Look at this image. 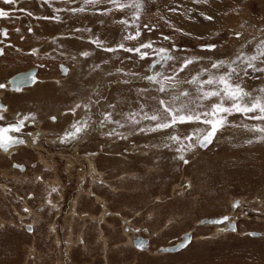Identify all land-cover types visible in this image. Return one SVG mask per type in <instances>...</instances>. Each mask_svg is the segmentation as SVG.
Instances as JSON below:
<instances>
[{"label":"rangeland","instance_id":"1","mask_svg":"<svg viewBox=\"0 0 264 264\" xmlns=\"http://www.w3.org/2000/svg\"><path fill=\"white\" fill-rule=\"evenodd\" d=\"M51 1L49 5L43 0H18L16 4L3 5L9 16L14 17L0 21V27L8 28V41L11 43L7 46L11 50L6 49L5 56L0 58V83L8 86V80L14 73L32 67L38 68L39 80L21 93L8 89L2 90L1 94L0 90V99L7 105L1 124L15 123L25 116L35 117L25 120L21 132L15 133L25 143L16 145L11 157L0 150V264H57L61 260L67 264L69 261L78 264H264V140L259 139L261 133L228 127L218 133L207 148L197 147L185 153L188 164L176 158L179 155L175 151L176 145L164 147V138L173 131L171 129L160 133L135 132L142 137L140 145L154 149L147 155L149 159L133 157L136 154H131L134 145L126 139L120 145L108 142L107 136L102 140L99 136L102 132L95 133L98 129L92 130L89 141L62 143L59 140L85 112L83 107L77 108L75 115L69 111L75 108L74 104H80L81 94L94 97L99 89L104 102L118 105L117 113L138 110V103L158 107L157 101L151 99L153 96L169 98L157 92L155 85L124 74L129 71L147 74L149 65L159 59L156 52L149 50L150 56L141 61L134 53L122 50L105 52L91 43L93 39L112 47L121 42L127 47L139 46L151 39L153 48H168L171 55L206 57L177 77L190 79L204 67L216 72V69H211L213 61L235 59L241 52L258 55L264 41V3L241 0L238 4H230L223 10L229 12L223 25L209 30L210 21L200 13L211 15L210 4L220 3V0H209L207 4L196 3V0H143L144 6L139 12L128 7L107 15L103 13L106 8L113 7L110 4L92 6L84 5L82 0L74 3ZM123 2L131 5L133 0ZM76 7H85L86 11H56ZM57 15L61 17L59 22L42 18ZM136 15H139L138 20L134 19ZM177 16L183 23L195 25L196 29L180 27L181 21ZM119 20H127L128 24H120ZM169 24L174 27H169ZM137 27L141 30L138 40L122 41L123 35L132 33ZM176 28L182 32H177ZM185 32L192 35L185 36ZM163 36L171 39L166 41ZM196 36L202 38L196 39ZM205 43H215L216 50L198 48ZM84 51L91 55H80ZM105 60L108 63H104ZM59 63L69 64L72 69L66 73L71 76L61 83L57 82L58 78L64 80ZM256 63L264 67L259 61ZM173 65L178 67L175 61H165L154 64L152 70L172 75ZM117 68L124 71L117 73ZM248 71L245 83L249 91L257 94L258 89L264 87V74L253 73L251 69ZM110 72L112 75H108ZM254 76L260 79H252ZM123 80L130 83L118 82ZM143 87L148 91L138 97L136 89ZM181 90L194 93L195 86L182 84L174 91L179 93ZM145 97L149 99L146 101ZM100 101L92 106V112H99L103 102L102 99ZM51 116L56 119L52 120ZM115 116V119H122ZM229 119L235 124L243 121L249 126L264 123L244 119L240 114ZM49 121L53 123L49 125ZM148 123L143 121L142 125ZM195 126L186 127L191 131ZM180 130L183 131V127ZM37 133L42 138L40 146L35 139ZM145 137L147 140L144 142ZM249 140L252 143H248ZM141 151L144 153L145 150ZM72 152L79 155L72 163H67L64 156L59 157ZM84 155H97L96 163L94 159L92 165L97 164L105 172L102 174L104 178L88 181L95 172L89 174L90 156L84 158ZM118 155L122 158L128 155L130 160L122 163ZM98 158L101 159L99 164ZM54 188L62 198L58 205L49 202L55 199L54 192L53 197L47 198L48 192ZM95 196L102 201H97ZM235 199L241 201L239 207L232 208L230 204ZM85 201L87 203L83 204ZM80 202L83 207H79ZM101 203L107 207L106 210L102 209ZM75 205H78L76 210L73 209ZM108 211L114 212V216H101ZM79 213L78 218L76 214ZM218 215H228L238 230L218 232L214 224L201 223L204 217ZM124 217L131 222L128 225L131 234L142 233L143 237L150 239L149 251L141 252L124 246L127 239L120 221ZM96 227L102 228L104 236ZM187 231L192 232V240L181 252L164 255L156 252L157 247L172 244ZM68 235L71 236V247L67 245ZM81 237L86 247L79 241ZM106 255L108 259H105Z\"/></svg>","mask_w":264,"mask_h":264},{"label":"snow or ice","instance_id":"2","mask_svg":"<svg viewBox=\"0 0 264 264\" xmlns=\"http://www.w3.org/2000/svg\"><path fill=\"white\" fill-rule=\"evenodd\" d=\"M18 0H3L5 5L16 4ZM45 4H50L51 0H43ZM68 3H74L75 0H66ZM84 5L96 6L99 4L112 5V8H106L104 13L107 15L113 11H123L128 7H134L137 12L141 10L144 6L143 0H133L132 4L123 2V0H82ZM209 0H196V3L207 4ZM20 11H25V9H20ZM57 12L68 11V12H85V7H76L68 9H56ZM171 11H176V9H171ZM191 11V10H189ZM27 15L32 16L31 12H27ZM200 15L208 21H211L213 17L211 15H205L201 12ZM9 12L0 8V18H8ZM43 19H52L57 22L61 20L60 16L53 17H42ZM134 19H139V15H136ZM120 24L127 25V20L117 21ZM103 23V22H101ZM169 27H174L169 24ZM147 28V25H144ZM152 29H149L151 31ZM177 32H182V29L176 28ZM17 32L20 31L19 28L16 29ZM29 32L32 31L31 28L28 29ZM76 31H81V29H76ZM86 31H91V29H86ZM2 34L4 36L8 35L7 30H3ZM185 36H191L192 33L185 32ZM239 36V33L236 34ZM141 37V30L137 27L132 33H128L122 36V41H135ZM196 39H201V36H196ZM164 40H170L169 36H163ZM91 43L95 44L98 48L108 53H114L122 50L125 53H134L138 55L141 61L145 60L150 56L149 50L156 52L159 59L153 62L158 64L165 61H175L178 67L172 66L173 74L166 75L160 71H153V65H149L148 71L152 74L141 75L137 72H126V76L136 77L137 79L146 80L150 84L156 86V91L159 93H164L168 96V99H158L157 97H151L152 100H156L158 107H153L147 105L146 103H138V110H130L128 112H116L118 105L109 104L108 108L112 111H107L102 113V119L100 120V127H105L106 124H115L117 127L113 128L111 131L105 133L108 136H115L120 139H127L129 133L125 135L119 132L118 128H125L126 126H132L137 133H160L166 130H173L165 136L164 147L170 148L172 145H176L175 151L179 153L176 157L178 160L183 161L184 164H188L189 161L185 158V153L199 148H207L213 143L217 138V134L225 131L228 127H240L246 128L251 132L261 133L259 136L260 140H264V123H258L252 126L244 124L241 121L239 124L233 123L229 119L236 114H240L244 119L253 120L258 122H264V87L258 89L257 94L253 91H249V86L245 83V77L249 76V69L253 73L264 74V67L258 66L257 61L264 65V41L261 42V46L258 55H244L242 52L238 54L235 59L230 60H216L211 63V69H216V72H212L209 68L204 67L198 71L195 75H192L190 79H177L180 73L184 72L189 66L194 65L206 57L200 55H192L188 57H179L176 55L169 54L168 48H153L154 41L149 39L147 42H142L139 46L127 47L125 43H118L115 47L106 46L103 41L99 39H93ZM204 50H214L217 48L215 43H205L200 45ZM175 48V45H173ZM35 51V50H34ZM4 54L3 49H0V55ZM84 57H89L90 52L84 51L80 53ZM131 59V57H128ZM211 59V57H207ZM104 63H108L107 60ZM99 67V65H96ZM225 69L224 71H220ZM123 68H117L116 72H123ZM66 72V70H65ZM206 74V77H205ZM112 75V73H108ZM252 79H260L259 76H254ZM34 77L23 78L20 80H13L16 87L15 91H19L21 87L25 84L32 83ZM123 84H129V80L118 81ZM182 84H189L195 86L194 93L187 90H181L176 93L174 90ZM5 84L0 83V89H4ZM148 91L146 87L136 89L138 97L144 96ZM185 99H181V98ZM148 97H145L147 101ZM99 101H90L89 104H84L85 109L91 110V107L98 104ZM81 104H76L75 108L69 111L75 115V110L81 108ZM147 107L148 110H145ZM6 109L0 106V121L4 120L5 117L3 112ZM114 115H119L122 119H115ZM29 118L35 119L34 116H25L22 119L16 120L15 123H10L7 126H0V149L8 151L14 145H19L25 143L23 139H20L14 135H9V133H19L24 128L25 120ZM55 120V117H52ZM143 121L149 122L147 125H142ZM196 125L188 131V127ZM89 127L88 121H80L72 123L70 130L65 131L64 136L61 138V142L77 140L82 137V134L87 131ZM183 127V131L180 129ZM31 135V133H29ZM252 143L251 140L247 141ZM55 191V189H53ZM240 202L237 201L233 207H239ZM27 211V209H26ZM229 217L224 216L220 220L208 221L209 223L219 224L225 221H229ZM201 223H204L202 221ZM232 230L234 227L230 224ZM186 240H190V236L185 237ZM141 246V245H138ZM185 244H181L179 247H184Z\"/></svg>","mask_w":264,"mask_h":264},{"label":"crops","instance_id":"3","mask_svg":"<svg viewBox=\"0 0 264 264\" xmlns=\"http://www.w3.org/2000/svg\"><path fill=\"white\" fill-rule=\"evenodd\" d=\"M68 69H67V73L69 74V72L70 71H72V69H71V66L68 64ZM68 74H66V75H63L64 77H63V79L64 80H62V79H60V78H58V80H57V82L58 83H61V82H64V81H66L67 79H65L66 77L67 78H69L68 77ZM147 74H152L151 72L150 73H148V71H147ZM81 77V76H80ZM146 81V80H145ZM148 82V81H147ZM50 83H51V81H50ZM149 83V82H148ZM80 84H81V82H80ZM180 86V85H179ZM28 88V87H27ZM94 89V88H93ZM179 89V88H178ZM90 90H92V88L90 89ZM124 96H126V97H128L129 98V96H127V95H124ZM101 98H102V104H101V106H100V108H99V112H92L93 110V108L91 107V110H89V109H85L83 106V108L82 109H85L84 111V113L81 115V117L79 118V120L80 121H88V123H89V127H88V129H87V131L85 132V133H83L82 134V137L80 138L81 140H83L82 142H84V141H89L88 140V138L89 137H91V136H89V134L92 132V130H94V129H99L97 132H95L96 134H99L100 132H102L101 133V135H99V136H101V139L102 140H104V137H106L107 136V141L108 142H110L111 144H114V145H120L121 143H122V141L123 140H125V139H120V138H118V137H115V136H108V135H106L105 133H107L106 131H110V130H112L113 128H116L117 126L115 125V124H106V126L105 127H100V123H97V122H100V120L103 118L102 117V113L103 112H107V111H112V109H110V108H108V105L109 104H111V102H104V96L102 97L101 96V93H100V90L98 89V91L96 90V94H95V96L94 97H90V98H88V97H86V95H84V94H81V97H79V99H78V101H79V103L81 104V105H84V104H89L90 103V101H99V103L101 102L100 100H101ZM89 101V102H88ZM77 104V103H76ZM76 104H74L73 106L75 107V105ZM95 110V109H94ZM64 111H67V110H64ZM63 111V112H64ZM98 120H97V119ZM114 118H116V116L114 115ZM84 119V120H83ZM94 121H96V122H94ZM50 123H53V122H48V124L50 125ZM100 127V128H99ZM108 130H107V129ZM89 130V131H88ZM119 132H122V133H124L125 135H128L130 132L131 133H133V134H131V135H128V138L126 139L129 143H131V144H133L134 145V148H133V153H131L132 155H134V153H136V154H141V155H134L133 157H144V159H146V158H148L149 159V157H147V155H150L151 153H152V151H154V149H150V148H148V147H146V146H142V145H140L141 144V140H142V137H140L141 135H138L137 133H135V131H134V128H130L129 126H126L125 128H118L117 129ZM10 135V134H9ZM103 135V136H102ZM98 136V135H97ZM85 137V138H84ZM139 138V139H138ZM35 139H38V141L40 142L41 141V139L42 138H39V135H38V133H37V135H36V137H35ZM79 140V139H78ZM147 140V137L146 138H144L143 139V141L145 142ZM36 141V140H35ZM73 141V140H72ZM76 141V140H75ZM106 142V141H105ZM132 142H134V143H132ZM110 143H109V145H110ZM136 145H139V146H136ZM130 148V147H129ZM132 149V147L130 148V150ZM145 150L144 151V153H142V151L141 150ZM135 150V151H134ZM143 154V155H142ZM119 156V158H118V160L120 161V162H122V163H124L125 162V160H130V158H129V156L128 155H125L126 157L125 158H122V155H118ZM123 160V161H122ZM136 161H138V162H141V161H139V160H135V162ZM113 170H114V168H113ZM98 184H100L99 182H97ZM55 189V191H49L48 192V196H47V198H50V196H52V193L54 192L55 194H56V197H55V199L54 198H52V200H49V202L50 203H55L56 205H58L59 204V201H61L62 200V198H61V194H60V192L59 191H57L56 190V188H54ZM65 188H64V194H65ZM63 193V192H62ZM53 197V196H52ZM237 202V200H234L233 201V203H231L230 205L232 206V205H234L235 203ZM87 202L85 201L83 204H86ZM83 204L80 202V205H79V207H83ZM101 206L103 207L102 209H104V210H106L107 209V207L105 206V205H103L102 203H101ZM77 207H78V205H75L74 206V210H76L77 209ZM233 207V206H232ZM103 210V211H104ZM105 214H106V217H111L110 215H113L114 214V212H105ZM77 216H78V218H79V216L81 215L80 213L79 214H76ZM114 216V215H113ZM120 217V216H119ZM105 219L106 218H104V221H105ZM92 221V220H91ZM120 221H121V227H122V231L124 232V234L126 235V237H125V239H127L126 240V243H124L125 245V247H128V246H131V247H133L134 248V250H137V251H141V252H144V249H139V248H137V247H139V246H137L136 244H135V242H134V240L133 239H135L136 237H137V235L138 236H141V238H143V235H142V233H137V235H135V236H133V237H131L132 235H134V234H131V232H129V228H128V225H130L131 224V222L127 219V217H124V218H120ZM124 221H127L126 223H125V225H123V223H124ZM99 222V221H98ZM105 222H108L107 220L105 221ZM104 222V223H105ZM101 223V222H100ZM99 223V224H100ZM127 224V225H126ZM26 225V224H25ZM236 225V227H237V224H235ZM100 226V225H99ZM125 227V228H124ZM97 228L98 227H96V230H97ZM32 229V228H31ZM127 229H128V231H127ZM134 230V228H132V231ZM236 231L238 230V228H236L235 229ZM98 231L99 232H102V236H104V234H103V231H102V228L101 227H99L98 228ZM98 231H96V232H98ZM98 232V233H99ZM231 232V231H230ZM248 232V234H250L249 233V231H247ZM259 235V234H258ZM261 235V234H260ZM70 235H68V237H67V245H69V247H71L72 246V240L70 239ZM131 237V239L132 240H130L131 241V244L130 245H128V240H129V238ZM105 238L103 237V240H104ZM79 241L81 242V244H82V246L83 247H86V246H84V241H83V239H82V237L81 238H79ZM107 240L105 239V242H106ZM58 245H59V242L57 243ZM137 246V247H136ZM105 252V254L107 253V250H105L104 251ZM68 256L70 257L71 255H70V251H69V254H68ZM105 259H108V257H107V255L105 256ZM70 262V261H69ZM68 262V263H69ZM57 264H61V262L59 261H57ZM62 264H64V262L62 263ZM74 264H78V263H74Z\"/></svg>","mask_w":264,"mask_h":264},{"label":"bare ground","instance_id":"4","mask_svg":"<svg viewBox=\"0 0 264 264\" xmlns=\"http://www.w3.org/2000/svg\"><path fill=\"white\" fill-rule=\"evenodd\" d=\"M40 1V0H39ZM240 1L241 0H220V3H215V2H213V3H211L210 5L212 6L211 8V10H210V14H211V16H213V19L210 21V23H209V30H211L212 28H214V29H216L217 27H219V26H221V25H223V23H224V18L225 17H227L228 16V13L226 12V11H223V10H225L226 8H228L229 7V5L230 4H238V3H240ZM258 1H261V3L263 4L264 3V0H258ZM52 2V1H51ZM243 3V2H242ZM52 4V3H51ZM4 4H3V0H2V3L0 4V6L1 7H3V9H4V7L5 6H3ZM49 5V4H48ZM53 5V4H52ZM0 7V8H1ZM244 7V6H243ZM225 8V9H224ZM229 10V9H228ZM6 11V10H5ZM170 14V16H172L171 15V13H169ZM174 16H176V15H174ZM216 16V17H215ZM9 17H14V16H9ZM8 17V18H9ZM16 18H19L18 16H15ZM181 18V17H180ZM180 18L177 16V19L178 20H180ZM215 18V19H214ZM6 19L7 18H1L0 19V21H6ZM182 20V19H181ZM180 20V21H181ZM185 24V25H184ZM180 27H182V26H185L184 28H186L185 30H187L188 28L190 29V30H193L194 28L196 29V27H195V25H189L188 23H183L182 21H181V25H179ZM3 30H5V28L3 27L2 28V32H3ZM1 32V33H2ZM2 37H4V35L2 34ZM6 38H10L9 36L8 37H6ZM2 42V39H1V37H0V43ZM9 42V41H8ZM10 43V42H9ZM7 46H9V44H5L4 43V48H5V51H6V49H9ZM21 46V45H20ZM199 46V45H198ZM1 47V46H0ZM2 48V47H1ZM3 49V48H2ZM201 49V48H200ZM9 50H11V49H9ZM216 50V49H215ZM214 50V51H215ZM19 51H21V50H19ZM214 51H212V52H214ZM3 56H5V52H4V54L2 55V56H0V58H2ZM32 69H34V81L32 82V83H29V84H25V85H23L22 87H21V89L19 90V91H15L14 90V88L15 87H13L12 86V83H11V81H12V79H13V77H14V75H16V74H18L19 72H17V73H15V74H13L10 78H9V80H8V82H9V85L8 86H6L4 89H0L1 90V94L3 93L2 92V90H8V89H10V91H14V92H18V93H21V92H23L25 89H26V87H24V86H27L28 88H31V87H33L36 83H37V81L39 80L38 79V77H37V67H32V68H29V69H27V70H25V71H20V72H23V73H26V74H28V72H30ZM60 69H62V74L63 75H65L66 73H67V67L65 66V65H60ZM65 70H66V72H65ZM102 96V95H101ZM22 98V97H21ZM24 99V98H23ZM102 99V98H101ZM89 102V101H88ZM0 106H3L5 109H6V111H7V105H6V103H4L1 99H0ZM83 106V105H82ZM5 112H3V114H4ZM52 117V116H51ZM48 118V117H47ZM53 120V119H52ZM51 120V121H52ZM84 120V119H83ZM86 121V120H85ZM51 124V123H50ZM0 125H2V124H0ZM4 125H8V124H4ZM56 125H59V124H55V126ZM70 125V124H69ZM52 126V125H51ZM100 128V127H99ZM67 129V128H66ZM107 129V128H106ZM99 130V129H98ZM108 130V129H107ZM111 131V130H110ZM135 131V130H134ZM170 131V130H169ZM106 132H109V131H106ZM136 132V131H135ZM10 134V133H9ZM10 135H14L15 136V133H11ZM103 136V135H102ZM59 138V137H58ZM146 138V137H145ZM59 140H61L60 138H59ZM83 140H81V139H77L76 140V142L75 143H77V142H82ZM37 144H38V146H40V144H41V141L40 142H37ZM47 144H49V142H47ZM16 147V145H14L13 147H11L8 151H2L1 150V153L2 154H4V155H7V156H9V157H11V155L13 154V151H14V148ZM201 149H205V148H201ZM49 151H51L50 149H49ZM23 154H26V153H23ZM52 157H55V155H51ZM61 156H64L65 158H66V161H67V163H72L73 161H75V159H77V158H79V155L78 154H75L74 152H72V153H69V154H67V155H59V157H61ZM90 155H84L83 157L84 158H87V157H89ZM38 157H39V159H42V156L41 155H39L38 154ZM96 157H97V155H92V156H90L89 158H88V160H89V164H90V169H89V174H91V173H94L95 172V174H92V177H91V179L89 180L88 179V181L89 182H91V181H94V179H96L97 178V180L98 179H102V178H104V175H102V174H104L105 172L104 171H102V170H100L99 168H98V165L96 164V165H92V161L95 159V163H96ZM44 160V159H43ZM99 161H101V159L100 158H98V164H99ZM96 168H98V170L96 169ZM36 179V178H35ZM38 180H39V177H38ZM79 181H81L80 180V178L78 179ZM52 186H55L54 184L52 185ZM108 187V186H107ZM88 195V194H87ZM96 195H98V194H96ZM103 196V195H102ZM101 196V197H102ZM95 198H96V200L98 199V200H100V201H102V199H100V198H98L97 196H95ZM97 200V201H98ZM235 200H237V201H241L240 199H235ZM233 208V207H232ZM106 214H101V216L103 217V216H105ZM226 216H228V215H226ZM201 222H202V220H201ZM204 223H208V224H211V223H209L208 221H205L204 220ZM213 224V223H212ZM230 224L234 227V230L237 228L236 227V225H235V223L234 222H232L230 219H229V221H225V223H223V224H221V225H215V230L216 231H218V232H220V231H224V230H226V229H231L232 230V227H230ZM27 229L29 230L30 229V227L29 226H27ZM190 233H192V232H189V236H190ZM181 235H182V233H181ZM184 235V234H183ZM250 235H251V233H250ZM254 235V234H253ZM255 235H258V233H256ZM133 236H135V235H133ZM132 236V237H133ZM259 236V235H258ZM191 237V236H190ZM136 238H139V239H144V241L142 242L141 240L140 241H137V242H135V240H134V242H135V244L138 246V245H141V246H139V247H137V248H139V249H144L145 250V248H146V250L145 251H149V246H147V239H145V238H141V237H138V235H137V237ZM181 238V237H180ZM130 240H132L131 238L129 239V244H131V241ZM181 240H183V236H182V239ZM180 239H178L176 242H178V241H181ZM190 242V240L185 244V246L184 247H186L187 246V244ZM175 243V242H174ZM151 244V243H150ZM149 245V244H148ZM172 245V244H171ZM184 247H180V248H178V249H176V250H163L164 249V247H159V248H161V249H159L158 247V249H159V252H177V251H179L180 249H182V248H184ZM156 248V249H157ZM61 262V264L63 263V261L61 260L60 261ZM64 264H67V263H65L64 262ZM68 264H74V263H68Z\"/></svg>","mask_w":264,"mask_h":264},{"label":"water","instance_id":"5","mask_svg":"<svg viewBox=\"0 0 264 264\" xmlns=\"http://www.w3.org/2000/svg\"><path fill=\"white\" fill-rule=\"evenodd\" d=\"M198 48H201L200 47V45L198 46ZM0 49H2L1 47H0ZM202 49V48H201ZM34 69H32L30 72H28V74H26V73H23V72H19L18 74H16V75H14V77H13V79H12V81L13 80H20V79H23V78H32V77H34ZM35 78V77H34ZM11 81V82H12ZM29 84V83H28ZM12 86L13 87H16L13 83H12ZM1 105V104H0ZM0 126H7V125H0ZM224 217V215H218V216H213V217H204L202 220H205V221H212V220H220V219H222ZM252 234H256L255 232H252ZM186 236H189V233L188 232H185L184 233V235H183V240H181V241H178V242H176L175 244H173V245H167V246H165L164 247V249L163 250H176V249H178V248H180L179 246L183 243V244H186L189 240H186L185 239V237ZM135 240V242H137V241H144V239H139V238H135L134 239ZM161 249V248H160Z\"/></svg>","mask_w":264,"mask_h":264},{"label":"flooded vegetation","instance_id":"6","mask_svg":"<svg viewBox=\"0 0 264 264\" xmlns=\"http://www.w3.org/2000/svg\"><path fill=\"white\" fill-rule=\"evenodd\" d=\"M0 7H1V6H0ZM1 8H3V7H1ZM8 9H9V8H8ZM4 10H6V8H4ZM0 19H1V18H0ZM3 27L7 30V32H8V28L5 27V26L0 27V37H1V39H2V42L0 43V46L3 48V53H4V52H5L4 43H5V44L7 43V44H9V45H10L11 43H9L10 41L8 42V38H6V37H8V35L2 37V33H1V32H2V28H3ZM11 47H12V46H11ZM2 55H3V54H2ZM2 55H0V56H2ZM59 65H61V64L59 63V64H58V67H59ZM63 65H64V64H63ZM65 66L67 67V65H65ZM37 69H38V68H37ZM67 69H68V67H67ZM37 73H38V70H37ZM60 73H61V72H60ZM14 74H15V73H14ZM65 75H66V74H65ZM24 87H27V86H24ZM8 92H9V91H8ZM8 92H7V93H8ZM15 122H16V121H15ZM10 123H13V122H10ZM10 123H4V124H10ZM0 124H1V123H0ZM4 124H2V125H4ZM10 134H11V133H10ZM0 150H2V149H0ZM2 151H4V150H2ZM225 216H226V215H225ZM227 217H228V216H227ZM223 223H225V222H223ZM223 223H219V225H221V224H223ZM211 224H212V223H211ZM206 225H208V224L206 223ZM212 225H213V224H212ZM215 225H218V224H214V226H215ZM187 232L189 233V232H191V231H187ZM182 235H183V233H182ZM182 235H181V238L179 237L180 240L182 239ZM190 236H191V239H190V241H191V240H192V236H193L192 233H190ZM138 237H141V236H138ZM143 238L147 239L148 237H147V238H146V237H143ZM176 240H177V239H176ZM176 240H175V241H176ZM175 241H174V242H175ZM174 242L172 243V245L176 243V242H175V243H174ZM148 244H149V245H148ZM170 245H171V244H170ZM147 246L150 247V239H149V238L147 239ZM165 246H166V245H162V246H160V247H165ZM158 248H159V247H158ZM158 248L156 249V252H157L158 254H163V255H164V254H177V253L181 252L182 249H183V248H182V249H180V250L177 251V252H166V253H165V252H159V251H158ZM184 248H185V247H184ZM145 249H146V248H145ZM144 251H145V250H144ZM153 251H154V250H153Z\"/></svg>","mask_w":264,"mask_h":264}]
</instances>
